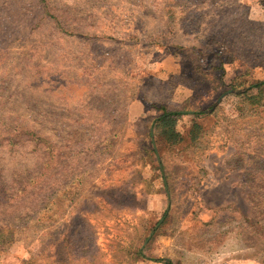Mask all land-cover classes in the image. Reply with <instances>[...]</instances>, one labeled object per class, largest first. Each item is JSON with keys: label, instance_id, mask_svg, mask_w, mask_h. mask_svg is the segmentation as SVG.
I'll return each instance as SVG.
<instances>
[{"label": "rangeland", "instance_id": "rangeland-1", "mask_svg": "<svg viewBox=\"0 0 264 264\" xmlns=\"http://www.w3.org/2000/svg\"><path fill=\"white\" fill-rule=\"evenodd\" d=\"M223 48L264 57V0H0V264H264V70Z\"/></svg>", "mask_w": 264, "mask_h": 264}, {"label": "crops", "instance_id": "crops-1", "mask_svg": "<svg viewBox=\"0 0 264 264\" xmlns=\"http://www.w3.org/2000/svg\"><path fill=\"white\" fill-rule=\"evenodd\" d=\"M222 9L223 8H221L220 10H218L216 12V14H215L216 18L215 19H223L222 18L223 16H230V17L232 16V13H222ZM223 49H225V52L224 53L222 52L221 58L219 60L220 64L215 65V67H219V66L220 67H223V66L228 67V66H230L233 68L234 66H236L237 68L242 69V71H240L238 74H236L234 76L233 75L229 76L228 80H245V78L247 80H260V79H255L251 73H250V75H246L247 74L246 70H249V69H253V71L256 69H258V70L263 69L264 70V62L258 61V63L254 64V62L251 61V62H253V64H250L249 63L250 60L246 59L247 57H245L246 55L244 52H242V55L240 58H236L235 54H233L231 51L227 50L226 48H223ZM223 54L226 55L225 58H227V59H225L223 57ZM230 180H231L230 174H225L223 177V180H222V181H227V183H228V185H225V192L227 194L229 192L228 189L234 187V185L236 183L235 181H230Z\"/></svg>", "mask_w": 264, "mask_h": 264}, {"label": "trees", "instance_id": "trees-1", "mask_svg": "<svg viewBox=\"0 0 264 264\" xmlns=\"http://www.w3.org/2000/svg\"><path fill=\"white\" fill-rule=\"evenodd\" d=\"M250 61H253L254 64L258 63V61L264 62V57H254L253 59H251ZM252 62V63H253ZM246 75H249V73H247ZM245 80H247L245 78ZM250 89L248 91H251L252 93L250 94V98H254V99H258L259 95L264 92V81H254L252 83H250ZM247 91V92H248ZM163 108V107H162ZM163 112L162 116L159 118V120H170V119H179L182 116L189 114L190 112H186V111H166ZM194 116H200L202 115V112H196L193 113ZM201 127V124H199L197 121L193 120V125L192 128L189 130L190 134H192L196 128ZM166 140L168 141H172L174 143H180L183 138L184 135L178 131L176 128H170L168 129V131L166 132ZM160 262H162V264H174V262L171 259H161L159 260Z\"/></svg>", "mask_w": 264, "mask_h": 264}]
</instances>
